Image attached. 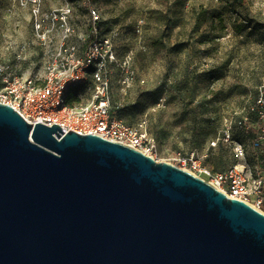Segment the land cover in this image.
<instances>
[{
  "label": "water",
  "instance_id": "obj_1",
  "mask_svg": "<svg viewBox=\"0 0 264 264\" xmlns=\"http://www.w3.org/2000/svg\"><path fill=\"white\" fill-rule=\"evenodd\" d=\"M0 264H264V215L172 164L0 103Z\"/></svg>",
  "mask_w": 264,
  "mask_h": 264
},
{
  "label": "rangeland",
  "instance_id": "obj_2",
  "mask_svg": "<svg viewBox=\"0 0 264 264\" xmlns=\"http://www.w3.org/2000/svg\"><path fill=\"white\" fill-rule=\"evenodd\" d=\"M26 1L0 0V70L6 68L21 78L44 71L38 47L32 43ZM71 1L79 35L88 36L84 2L93 3L102 16V33L120 31L118 57L133 51L134 75L124 96L120 71L109 66L111 112L129 125L146 122L147 133L157 143L153 155L158 162L168 163L174 153L194 148L207 153L205 163L216 171L241 161L233 151L234 144L242 143L240 129L232 127L230 145L219 140L214 147L212 142L264 82V0ZM61 3L42 0V9L52 10ZM25 43L29 49L21 54ZM86 101L84 97L78 103ZM245 148L246 163L251 165L253 153Z\"/></svg>",
  "mask_w": 264,
  "mask_h": 264
},
{
  "label": "built area",
  "instance_id": "obj_3",
  "mask_svg": "<svg viewBox=\"0 0 264 264\" xmlns=\"http://www.w3.org/2000/svg\"><path fill=\"white\" fill-rule=\"evenodd\" d=\"M30 8L32 43L38 47L43 60V74L21 78L0 70L3 89L0 103L11 106L30 124L48 127L58 125L64 133L73 131L80 135H95L117 142L152 157L157 149L156 140L147 133L143 120L138 127L118 119L111 112V70L114 65L120 71L122 96L132 81L133 51L122 57L117 55L116 42L120 31L113 28L102 33V16L98 7L86 3L89 19L88 36L79 35L74 26L75 4L62 0L59 7L42 9V0H27ZM137 33H141L137 26ZM29 44L20 48L25 54ZM77 88H84L78 91ZM77 89V90H76ZM255 96L249 95L243 108L226 122L224 130L212 146L221 140L231 144L232 127L252 138L233 146L235 156L241 161L226 170L216 171L205 163L207 153L194 148L188 152H176L169 164L205 180L227 197L241 201L264 215V82L256 88ZM75 96L84 104L69 102ZM122 101V100H121ZM121 101L117 106H121ZM246 146L252 151L253 163H246ZM157 161V160H156ZM158 162V161H157ZM204 180V179H203Z\"/></svg>",
  "mask_w": 264,
  "mask_h": 264
},
{
  "label": "trees",
  "instance_id": "obj_4",
  "mask_svg": "<svg viewBox=\"0 0 264 264\" xmlns=\"http://www.w3.org/2000/svg\"><path fill=\"white\" fill-rule=\"evenodd\" d=\"M239 31H242V28H240V29H238V32ZM260 86V85H259ZM258 87V86H257ZM256 87V88H257ZM257 94V90H256V93L253 95V96H255ZM69 102H74L75 103V101H78V102H80V100L77 98V97H75V96H72V97H70L69 99ZM242 135V143L243 142H245V139H247V138H252V135L250 134H246V136H244L245 134H241ZM192 150V149H191ZM190 151V150H189ZM181 152V151H180Z\"/></svg>",
  "mask_w": 264,
  "mask_h": 264
}]
</instances>
